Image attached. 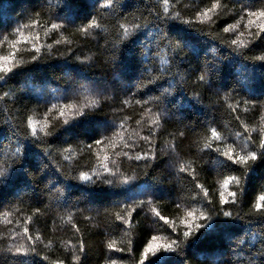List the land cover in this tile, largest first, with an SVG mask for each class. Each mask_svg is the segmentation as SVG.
Listing matches in <instances>:
<instances>
[{"label": "trees", "instance_id": "16d2710c", "mask_svg": "<svg viewBox=\"0 0 264 264\" xmlns=\"http://www.w3.org/2000/svg\"><path fill=\"white\" fill-rule=\"evenodd\" d=\"M215 2L167 0L165 5V0H113L112 7L106 8L104 0H0V40L15 39L17 27L37 19L39 27L23 30L26 35L39 33L41 49L37 61H32L36 53L31 44L17 45L15 60L20 66L0 80V264L56 260L73 264L74 254L80 257L78 264H110L111 260L136 264L153 235L163 239L175 235L151 209L176 221L182 230L179 220L193 197L199 200L193 207L211 210L215 228L207 236L197 233L199 240L191 247L184 245L182 255L161 252L167 264H247L250 257L253 264H264V257L253 256L264 241V215L252 208L257 196L264 194V159L245 168L214 150L231 144L242 154L262 151L264 63L252 57L264 53V34L248 35L242 9L246 5L252 10L264 8V0H218L220 7L211 14L212 21L200 23L197 13ZM165 6L169 16L179 13V17L163 19ZM89 17H95L100 27L89 29L88 34L78 31ZM51 22L62 27L46 35L45 26ZM120 24L129 29V36H124ZM227 26L232 30L224 33ZM165 31L172 46L162 38ZM237 36L248 47L233 50L230 41ZM177 39L189 46L173 51ZM10 51L7 42L0 45V55ZM206 61L222 69L212 78L211 87L196 80ZM157 75L163 78L136 91L138 80ZM124 99L130 101L127 107L121 104ZM136 99L149 100L145 107H151V113L145 114ZM68 103H75L86 115L78 116L72 109L59 117V107ZM53 104L57 108L47 116L51 135L38 131L39 140L31 137L27 118L31 116L39 129ZM125 116L128 120L119 129ZM157 116L160 127L150 149L140 137L155 127L150 120ZM211 128L221 138L205 148ZM112 130L123 132L115 147L108 139L102 146L93 143L95 138L111 137ZM125 144L138 147L129 150ZM152 149L157 159L147 162L123 156V152L132 157L141 151L151 155ZM104 155L109 157V168L118 169L117 178L123 173L136 181L130 186L100 183L96 175H107L99 167ZM181 164L196 170L212 205L205 207L208 201L191 176L179 172ZM81 171L94 182L79 179ZM229 176L237 178L229 186L236 192V203L223 206L232 211L231 219L215 215L221 207L219 192L225 191L222 182ZM141 200L142 207L138 206ZM125 201L135 208L129 224L115 219L116 211L125 216L129 211L120 207ZM177 203L182 206L177 208ZM25 227L33 237L40 235L42 242L36 253L13 255L9 249L28 245ZM81 242L83 252L78 251Z\"/></svg>", "mask_w": 264, "mask_h": 264}, {"label": "snow or ice", "instance_id": "6c2138e0", "mask_svg": "<svg viewBox=\"0 0 264 264\" xmlns=\"http://www.w3.org/2000/svg\"><path fill=\"white\" fill-rule=\"evenodd\" d=\"M113 0H104V7L109 8L112 7ZM165 5H167V0H165ZM220 7V4L217 0V2L212 3L211 7L206 8L200 12L197 13V20L200 23H204L206 21L211 22L212 21V13H215L217 9ZM243 12L247 15V23L245 25L246 29L248 30V35L255 36L257 38L261 37L262 34H264V8L258 9V10H252L247 5L242 9ZM164 17L163 19H170L175 20L179 17V13H177L175 16H169L168 15V8L165 6L164 8ZM37 15H39L37 13ZM88 22L86 26H81L78 31L88 34L89 29H95L99 28L100 25L97 23V20L95 17H89ZM185 24L191 25L193 22L191 20H185ZM253 26L255 27L256 31L253 32ZM36 28L39 27V21L37 19H31V24H24L20 27H17L15 29V39L10 40L8 36H4L3 40H0V45L4 44L5 42L8 43L9 47L12 49V51L9 52L8 55H0V73L3 75H0V80H4L6 75L9 73H12L14 69L19 67V63L15 60V49L17 45L23 43L31 44L32 49L36 53L35 55L31 56L32 61H37L38 56L41 52L40 47L37 46L38 39H39V33L29 34L26 35L23 29L28 28ZM62 27L61 23L57 22H51L50 24L45 26V34L48 35L49 32H54ZM119 27L123 29L124 36H129V29L124 25L120 24ZM136 29H139V25L133 26ZM233 26H227L223 29L224 33H229L232 30ZM243 33H240V36H242ZM162 38L166 42L168 46H172V39L168 33V31H165L162 33ZM59 43V41H57ZM189 44L186 41H181L180 39H177L175 42V45L173 47V51H176L177 49L182 50L183 47H188ZM230 46L233 47V50L239 49V48H246L248 47L247 44H245V41L240 39L239 36L235 39H231ZM50 47V45H49ZM71 51V49H69ZM240 55H243V52L239 53ZM252 59L260 61L264 63V53H261L260 55L252 57ZM167 63V61H164ZM222 71L221 67L219 65L210 64V62L206 61L205 67L200 69V74L196 77V80L198 83L208 85L211 87L212 78L216 75H218ZM163 77L157 75V76H150L149 78H142L138 80V82L135 85L136 91L140 92L142 89H145L150 84H155L158 80L162 79ZM164 92L167 93L168 89H164ZM129 94L134 96L135 93L129 91ZM7 95V93H5ZM154 101H158L160 97H153L151 98ZM129 99H124L121 101V104L124 107H127L129 104ZM97 103V101H92V104ZM135 103L142 108H144L145 114L151 113L152 109L151 107H145V105L149 104V100H142V99H136ZM245 104L248 103V101H244ZM239 105H237L236 108H232V111L235 112L237 110ZM81 108L87 107V105H81ZM231 107V105L229 106ZM57 106L53 104L51 108L48 109V111L44 114V122L41 124L39 129H37L36 123H34L33 118L29 116L27 118V128L30 129V135L33 138H36L39 140L38 131L40 133H43L45 136L51 135L50 131H47L48 129V120L47 116L48 113L52 112L53 109H56ZM72 109H76V115H86V113H83L80 111L79 108H77L75 103H68L65 105H62L58 109V115L61 118H64L67 116L68 112ZM123 111V108L120 109ZM143 117H141L142 119ZM264 119V118H262ZM128 120V117L125 116L120 120V123L118 125L119 129H123L124 123ZM64 124H68V119H64ZM137 124L141 123V120L136 121ZM150 123L154 125V128L149 129V134L143 137H140L141 140L148 143L151 149V138L153 135H155V129H158L160 127L159 123V116H157L156 119H151ZM260 138H259V146L262 149V151L258 154L255 150L247 151L246 153H240L237 152L234 147L229 144L224 146L223 148L217 147L214 149L215 151L219 152V154L224 157L228 162H230L233 165H243L245 168L250 166L251 162H255L258 159H264V126L260 127L259 129ZM183 135V133H181ZM123 139V132L118 130H112V136L111 137H101V138H95L93 139V143L96 146H102L105 139H108L112 146L115 147V139ZM220 134L217 132L215 128L210 129V137L208 139V142L205 143V148H212V141L220 140ZM251 140L252 138L249 137ZM125 147H127L129 150H133L136 147H138L136 144H125ZM174 147V146H173ZM89 150L92 149V144L88 145ZM70 149H65V151H69ZM17 153H20L21 155H24V153H21V149L17 148ZM118 155L120 153H117ZM124 157H128L129 159H134L136 161L144 160H155L157 159V156L154 152V149H152V154L150 155L149 152H138L134 156L130 157L128 152H123ZM70 157L66 156L65 159H69ZM109 157L108 155H104L99 160V167L103 170V173L107 174L104 175H96V179L100 181L102 184H106L109 186H115L117 184L121 186H130L136 181L135 176H128L123 173H119L118 178V169L116 172H114L112 169L109 168L108 165ZM112 163H115V161H112ZM179 172L184 173L188 172V175L191 176L192 181L194 182L195 188L200 189L203 193V198L208 201V204L205 205V207H208L212 205V200L210 199V194L207 188H204L202 184H200L197 180V177L195 175L196 170L195 169H187L184 164H181L179 167ZM93 173L95 174V170H93ZM79 179L83 181H92V176H90L87 172L81 171L79 173ZM236 177H226L222 182V188L225 189V191L219 192V205L221 206L219 209V212L215 213V215L219 216L222 215L224 218L231 219L233 218V213L230 209H226L223 206L228 205L229 203L235 204L236 203V192L230 191L229 186L230 182L235 181ZM123 188V187H122ZM199 195V193L197 194ZM152 199L151 197L148 200V203L151 204ZM134 203H136L134 201ZM144 201L141 200L138 202V206L142 207L144 205ZM195 203H199V200L196 197L192 198V203L187 204L184 206L185 208V214L184 216L179 220V225H182V230L178 227V224L174 220H170L167 216L162 215L155 207L151 209V211L154 213V215L159 219V221H162L165 225H168L172 233H175L174 236H170L169 238L163 239L158 235H153L151 239L144 245L143 250L139 254V259L136 261V264H167V261L164 257L160 256L159 254L161 252L164 253H176L178 255L183 254V246L188 245L191 247L194 245L198 240L199 236L197 233L207 236L209 233H211L214 228L215 224L212 222L213 220V213L211 210L208 212H205L201 209H198L196 207H193L192 205ZM182 205L180 203L176 204L177 208H180ZM122 209H129V211L125 215H121L120 211L115 212V219L117 221H121L123 224H129L130 218L132 216V211L135 210L132 204H128L126 201L120 206ZM253 210L256 213H259L261 215H264V194H260L257 196L253 206ZM37 212L39 209L36 210ZM25 223L27 224L28 221L26 220ZM79 231V229H76ZM24 238L26 241H28L27 247L20 246L15 247L14 249H9L10 252H13V255L25 257L29 253H36L37 252V244L42 242L40 235H36L33 237L29 233V228L25 227L23 229ZM108 247L110 249L114 248V244H108ZM117 251H123L122 249H116ZM78 251L83 252L84 247L83 243L81 242L78 248ZM131 251V249H129ZM253 256H261L264 257V241H261V247L256 250L255 253H253ZM43 259L47 260V257H44ZM80 257L77 255L72 256L73 264H78ZM21 264H24L22 261ZM53 264H64L63 260H56L53 262ZM110 264H117L116 260H111ZM247 264H253V260L250 257Z\"/></svg>", "mask_w": 264, "mask_h": 264}]
</instances>
